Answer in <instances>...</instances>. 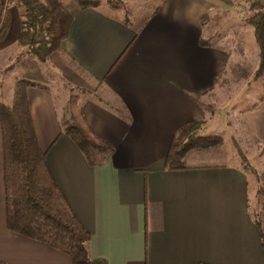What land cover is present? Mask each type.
<instances>
[{
	"label": "crops",
	"instance_id": "0c3cea01",
	"mask_svg": "<svg viewBox=\"0 0 264 264\" xmlns=\"http://www.w3.org/2000/svg\"><path fill=\"white\" fill-rule=\"evenodd\" d=\"M60 1L74 18L50 57L59 61L68 83L80 88L76 95L85 121L112 145V153L91 166L61 133L69 95L57 96L41 85L29 87L27 99L49 171L90 234V261L264 264L261 229L249 211L250 178L241 164L165 168L176 129L195 119L206 124L211 116L206 106L228 79L229 53L202 42L220 15L231 18L242 1L247 11L250 0H157L141 18ZM10 5L0 60H20L15 65L20 76L37 82V58L23 52L16 59L24 13L17 1ZM240 112L246 138L264 143V105ZM0 264H92L7 227L1 126Z\"/></svg>",
	"mask_w": 264,
	"mask_h": 264
},
{
	"label": "trees",
	"instance_id": "16d2710c",
	"mask_svg": "<svg viewBox=\"0 0 264 264\" xmlns=\"http://www.w3.org/2000/svg\"><path fill=\"white\" fill-rule=\"evenodd\" d=\"M11 1L0 0V41L9 27ZM15 1L23 8L24 13L17 39L22 52L16 59L25 52L46 62L53 52L60 49L62 41L68 35L74 14L60 0ZM99 1L78 0V5L81 9L96 7ZM247 11L243 22L251 26L258 50L257 66L251 80L262 79L264 82V0H250ZM205 42L207 43H202ZM14 66L11 64L9 68ZM29 87L42 86L28 78L15 77L10 102L0 100L6 225L13 232L62 251L73 261L86 260L98 264V261H90L86 249L90 234L81 226L54 181L46 163V151L39 147L27 99ZM203 123V119H195L176 129L165 158V168H189L184 158L191 149H208L223 142V137L219 134L199 133ZM61 125V133L71 138L91 166L102 164L112 153V145L97 137L88 127L78 105V95H69ZM234 147L241 168L259 181L257 170L249 163L236 141ZM258 194L264 197L263 186L258 187ZM255 214L256 212L250 213L261 229L264 246V225L255 218Z\"/></svg>",
	"mask_w": 264,
	"mask_h": 264
},
{
	"label": "rangeland",
	"instance_id": "374dc122",
	"mask_svg": "<svg viewBox=\"0 0 264 264\" xmlns=\"http://www.w3.org/2000/svg\"><path fill=\"white\" fill-rule=\"evenodd\" d=\"M156 4L157 0L99 1V6L109 13L116 15L123 11L138 18L150 13ZM241 4L243 5L235 10L231 18L220 15L214 22V32L207 35V44L224 46L230 60L226 70L228 79L220 83L219 93L215 94L211 104L206 106L205 115L211 116L206 124L203 123L199 133L219 134L223 137V142L208 149L200 147L191 149L186 154L184 162L240 164L234 147L236 141L260 176L257 181L249 173L251 183L249 211L256 212L255 218L264 225V197L258 194V187H264V143H256L246 138L239 119L241 110L252 111L264 105L262 95L264 85L262 80L257 82L251 80L257 66L258 50L251 26L243 24L247 11L245 1ZM211 23L213 22L209 21L208 27L212 28ZM54 58L57 59L56 56ZM18 62L13 60V57L10 60H0V100L5 103L10 102L14 78L21 77V71L15 66L10 69L9 65H16ZM58 62L51 57L46 62L37 59L38 84L50 87L57 96L80 93V88L73 87L63 77L56 66Z\"/></svg>",
	"mask_w": 264,
	"mask_h": 264
}]
</instances>
